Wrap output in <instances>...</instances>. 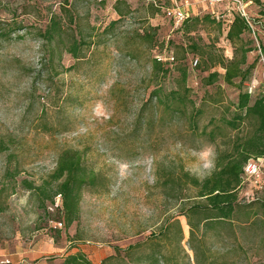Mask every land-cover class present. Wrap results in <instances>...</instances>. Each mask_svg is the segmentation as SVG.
I'll return each mask as SVG.
<instances>
[{
	"label": "rangeland",
	"instance_id": "obj_1",
	"mask_svg": "<svg viewBox=\"0 0 264 264\" xmlns=\"http://www.w3.org/2000/svg\"><path fill=\"white\" fill-rule=\"evenodd\" d=\"M176 1L188 20L210 16L221 23L220 31L200 23L185 35L165 0H0V262L61 264L68 255L81 253L92 264L108 256L116 258L109 264H134L132 259L151 254L165 264H196L189 228L180 215L193 203L194 193L176 180L182 172L198 179L209 174L216 150L193 136L185 119L171 120L150 103V94L159 87L177 90L179 71L185 70L187 98L203 112L200 129L236 104L239 91L221 78L209 88L202 86L208 72L198 53L214 61L231 59L227 25L243 12L256 37L245 36L255 48L247 64L255 63V69L242 91L251 99L264 96V52L258 49L259 43L264 48V0H244L242 6L224 0ZM118 2L121 10L129 8L122 19L113 11ZM53 18L60 23L58 46L41 42ZM72 41L87 44L80 45L81 60L65 52ZM192 44L197 52H189ZM170 57L174 61L165 65V77L152 80L151 60ZM207 70L222 75L218 67ZM218 96L222 103L217 106L207 101ZM67 150L82 154L105 189L98 195L83 191L79 218L65 228L56 209L60 198L42 208L35 194L46 187ZM172 179L181 194L175 188L174 198H165L164 190L172 194ZM255 198L264 200V184L246 181L238 199L251 203ZM174 222L183 237L178 244L172 240ZM166 229L170 232L164 238L160 234ZM132 247L137 249L126 255ZM205 247L214 255L223 252L209 237ZM114 248L121 251L119 257ZM251 253L248 261L256 264L262 254L256 258Z\"/></svg>",
	"mask_w": 264,
	"mask_h": 264
},
{
	"label": "trees",
	"instance_id": "obj_2",
	"mask_svg": "<svg viewBox=\"0 0 264 264\" xmlns=\"http://www.w3.org/2000/svg\"><path fill=\"white\" fill-rule=\"evenodd\" d=\"M169 3L171 7L166 10L173 8V2L169 1ZM119 5V2L115 4L113 11L119 19H122L129 14V8L121 10ZM115 23L112 22L104 30V35L110 32ZM200 23L215 25L220 31L221 23L215 22L210 16L190 20L185 18L180 29L185 35H189ZM251 34L256 37L248 19L241 14H236L227 25L225 34L226 41L232 48V58L225 60L219 56L214 61L211 56L205 59L207 54L198 53L204 72H208L201 80L202 86L209 88L221 78L224 85L239 91L236 104L226 107L225 112L217 120L210 119L208 125L206 124L202 129L197 126V121L203 112L195 109L193 101L187 98L190 90L185 85L186 79H188L185 70L179 71L177 90L165 92L159 87L151 92L149 98V102L155 103L156 107L161 108L162 113L171 120L185 119L188 124L187 129L191 134L198 139L207 140L214 145L216 150V157H214L209 174L198 179L182 172L176 180L178 183L172 179V194L168 190H164L162 194L165 198L173 199L175 183L191 189L194 193L191 198L193 203L186 212H181L180 215L184 216L189 228L188 246L194 255L196 264H254V262L248 261V251H253L251 255L256 258L262 254L256 264H264V200L255 198L251 203H248L238 199V192L245 184L242 180L244 166L249 161L264 157V96L251 99L252 96L248 92L242 91L243 85L250 79L255 69V63L247 64V55L255 51V48H250L252 41L245 39V36ZM59 39L60 23L59 20L53 18L42 33L41 42L44 41L48 46L54 44L58 46ZM80 43L72 41L65 48V52L74 61L81 60V46L87 45ZM258 49L260 52H264L261 43H259ZM188 50L190 53L198 51L194 44L189 45ZM50 58L49 63L52 62L53 51H51ZM173 61L163 62L158 58L152 59L151 79L154 80L157 75L165 77L169 71L165 69V65L171 66ZM198 63L197 61L196 67ZM214 66L222 71L221 77L218 72L207 70V67ZM207 101L213 106H217L222 103V98L218 96V98H208ZM230 109H232L231 112ZM208 127H212L211 130H207ZM216 141L219 143L216 144ZM53 184L54 187L51 186ZM24 185L29 191L32 190L30 184L25 183ZM44 186L46 187L38 188V192L35 194L40 207H46L47 202L53 206V198L58 196L60 206L56 209L62 212L65 228L71 226L79 218V202L83 191H94L98 195L105 189L103 178L85 166L80 152L72 150L64 151L59 155L55 169ZM177 191L176 188L175 193ZM179 193L181 194V191ZM173 225L176 229L172 228L174 233L172 240L178 244L183 238L181 228L178 222H174ZM169 232L166 229L160 235L165 238ZM207 237L219 243L223 250L221 254H211L205 247ZM246 245L254 246V248H247ZM136 249L137 247L128 248L125 250L126 255ZM113 251L117 255L116 257L120 256L121 251L118 248H114ZM127 257L130 258V255ZM115 259L114 256H108L101 264H109ZM131 261L134 264L140 262L142 264L164 263L161 262L162 258L156 259L153 254ZM61 264L92 263L83 254L76 253L65 257Z\"/></svg>",
	"mask_w": 264,
	"mask_h": 264
},
{
	"label": "built area",
	"instance_id": "obj_3",
	"mask_svg": "<svg viewBox=\"0 0 264 264\" xmlns=\"http://www.w3.org/2000/svg\"><path fill=\"white\" fill-rule=\"evenodd\" d=\"M171 3L173 2V8L169 10L170 14L173 17L174 23L176 26H181L184 22L185 18H187L184 14V12L177 6L176 0H169ZM228 2H235L238 3L240 6H242L244 0H224ZM242 16L245 17L243 12H241ZM260 52V51H259ZM261 57V56H260ZM169 61L172 62L173 59L169 58ZM261 62L264 63L263 59L261 58ZM194 64H192V67L195 68L197 65V60L193 61ZM264 81V80H263ZM264 87V82H263ZM243 183L246 181H253L258 184L263 183L264 184V157L255 161H249L244 166L243 169V176H242ZM58 226H61L59 224ZM0 264H10L9 261L6 262H0Z\"/></svg>",
	"mask_w": 264,
	"mask_h": 264
},
{
	"label": "crops",
	"instance_id": "obj_4",
	"mask_svg": "<svg viewBox=\"0 0 264 264\" xmlns=\"http://www.w3.org/2000/svg\"><path fill=\"white\" fill-rule=\"evenodd\" d=\"M18 264V263H17Z\"/></svg>",
	"mask_w": 264,
	"mask_h": 264
}]
</instances>
